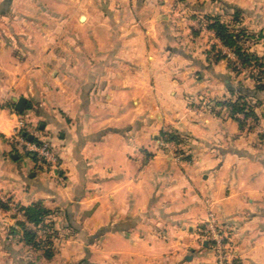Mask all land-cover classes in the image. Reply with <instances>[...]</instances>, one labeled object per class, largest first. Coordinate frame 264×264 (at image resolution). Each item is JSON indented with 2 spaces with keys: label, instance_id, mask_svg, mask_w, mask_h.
Here are the masks:
<instances>
[{
  "label": "crops",
  "instance_id": "0c3cea01",
  "mask_svg": "<svg viewBox=\"0 0 264 264\" xmlns=\"http://www.w3.org/2000/svg\"><path fill=\"white\" fill-rule=\"evenodd\" d=\"M236 9L264 57V0H0V264H219L209 219L264 264V90L257 127L215 102L255 81L205 22ZM27 127L56 166L15 149ZM35 202L51 257L18 224Z\"/></svg>",
  "mask_w": 264,
  "mask_h": 264
},
{
  "label": "trees",
  "instance_id": "16d2710c",
  "mask_svg": "<svg viewBox=\"0 0 264 264\" xmlns=\"http://www.w3.org/2000/svg\"><path fill=\"white\" fill-rule=\"evenodd\" d=\"M207 27L215 31L216 35L220 38L225 46L232 48L242 64L244 66L258 67L261 72L256 74L251 73V77L255 80L254 90H250L240 82L238 85L237 92L234 95L228 97L224 100H216L217 104L228 106L230 109V114L232 117L237 119L242 128H245L247 122L244 118L239 116L243 113L245 117L252 116L258 121V115L255 111V105L258 104L259 100L256 101L257 93L264 90V57L258 55L254 52L251 47V42L249 39L256 36L252 31H247L248 29L241 26L242 22V12L236 9L232 20L226 21L221 16H209L205 20ZM219 58H226L227 54L220 49H216ZM228 58V57H227ZM230 61V60H229ZM230 65L235 71H238V67L234 62L230 61ZM251 98V99H250ZM253 100L256 101L253 102ZM168 140L178 141L180 136L176 132H163ZM19 210L25 215L27 221H18L19 226L23 231V238L27 242L36 248H40L45 243L46 255L51 257L53 255V250L51 247V235L47 238L40 237L39 230L47 231L50 227V223H46V219L53 213L51 209L46 207L42 202H35L28 206H22ZM27 222L36 226L33 228Z\"/></svg>",
  "mask_w": 264,
  "mask_h": 264
},
{
  "label": "built area",
  "instance_id": "2783aa9c",
  "mask_svg": "<svg viewBox=\"0 0 264 264\" xmlns=\"http://www.w3.org/2000/svg\"><path fill=\"white\" fill-rule=\"evenodd\" d=\"M222 51L227 54L228 59H230L234 64L240 68L241 62L236 55L235 51L230 48L227 52L222 48ZM245 116H243L244 118ZM247 120H250L247 119ZM253 120V119H251ZM32 135L33 138L39 139L38 131L27 127L26 131L14 132L12 136V142L15 149L19 152L28 153L37 157L41 162L47 163V165L56 166L59 160V150L51 142L48 141H38L30 139L28 136ZM205 232L207 236L215 242L216 249L218 251V262L219 264H237L234 261V256L230 254L225 245V238L222 230L216 225L213 219H209L206 223Z\"/></svg>",
  "mask_w": 264,
  "mask_h": 264
},
{
  "label": "rangeland",
  "instance_id": "374dc122",
  "mask_svg": "<svg viewBox=\"0 0 264 264\" xmlns=\"http://www.w3.org/2000/svg\"><path fill=\"white\" fill-rule=\"evenodd\" d=\"M244 19H242V22H241V26L243 25L244 27H246V25L244 24ZM248 28V27H247ZM247 31H250V28H248V30ZM254 33L256 34V36H254V37H251V39H249L250 40V42L251 43H253V42H256V41H258V38L260 37V32H258V31H254ZM222 46L224 47V50H226L225 52H227L229 49H230V47H228V46H225L223 43H222ZM232 49V48H231ZM233 50V49H232ZM233 52H234V50H233ZM230 60V59H229ZM228 60V62H229V64L231 63L230 61ZM240 60V59H239ZM241 62V61H240ZM232 67V66H231ZM252 72H254V73H256V74H258V73H260L261 72V69L260 68H258V67H251V66H244L243 64H242V62H241V67L240 68H238V71H236L235 73L237 74V76L239 77V79H242V80H247V79H252V80H254L252 77H251V73ZM255 81V80H254ZM251 99V98H250ZM256 100V99H255ZM239 116L241 117V118H243V116H245L243 113H240L239 114ZM250 118V120H247V119H249ZM244 119H245V121L247 122V126H248V124L249 125H251V127L252 126H255V127H257V125H256V120L252 117V116H249V117H244ZM251 119H253L254 121H252ZM251 121V122H250ZM30 128V127H29ZM248 128V127H247ZM37 131V130H36ZM41 162V161H40ZM44 166H46V167H48L49 165H47V163H44L43 161L41 162ZM16 212H17V210H16ZM29 225H31L33 228H36V226L35 225H33V224H31V223H29ZM205 230V229H204ZM41 233H43V231H41ZM45 237V236H44ZM46 238V237H45ZM224 238L226 239L227 238V236H226V234H225V236H224ZM226 241V240H225ZM225 245H226V248H227V250L230 252V254H232V248H231V244L228 242V241H226L225 242Z\"/></svg>",
  "mask_w": 264,
  "mask_h": 264
},
{
  "label": "water",
  "instance_id": "95a60500",
  "mask_svg": "<svg viewBox=\"0 0 264 264\" xmlns=\"http://www.w3.org/2000/svg\"><path fill=\"white\" fill-rule=\"evenodd\" d=\"M26 104H27V99L25 97H21L18 101V104H17V109L19 111H22L25 107H26ZM30 139H32V136L29 135L28 136Z\"/></svg>",
  "mask_w": 264,
  "mask_h": 264
}]
</instances>
